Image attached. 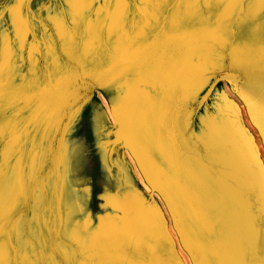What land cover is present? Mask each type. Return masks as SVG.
Listing matches in <instances>:
<instances>
[{
	"label": "rangeland",
	"instance_id": "obj_1",
	"mask_svg": "<svg viewBox=\"0 0 264 264\" xmlns=\"http://www.w3.org/2000/svg\"><path fill=\"white\" fill-rule=\"evenodd\" d=\"M223 7H205L203 23ZM116 8L0 0L5 264H49L33 254L54 251L126 264L129 246L137 264H264L250 214L264 194L259 40L216 64L200 23L143 36ZM258 23L233 19L237 32ZM161 58L176 68L167 86L143 73Z\"/></svg>",
	"mask_w": 264,
	"mask_h": 264
},
{
	"label": "snow or ice",
	"instance_id": "obj_2",
	"mask_svg": "<svg viewBox=\"0 0 264 264\" xmlns=\"http://www.w3.org/2000/svg\"><path fill=\"white\" fill-rule=\"evenodd\" d=\"M214 0H136V13L132 16L130 0H115L117 8L116 16L121 27L126 28L129 18L132 17L133 27H138L139 34L148 36L155 34L157 38L165 34L169 24L172 28L180 30L186 25L200 23V31L209 34L207 44L211 50L213 62L218 64L223 58L222 53L232 46V55L235 58L237 47L247 45L249 41L259 40L261 49L264 50V0H219L224 5L216 14L215 21L207 17L208 23H203L205 7H210ZM247 4V9L244 5ZM205 5V7H201ZM2 15V12H0ZM245 23L249 19L259 23L251 32H237L233 27V19ZM15 32V27H13ZM5 33L0 29V46L3 45ZM239 42V44H237ZM11 60V57H10ZM2 61V54H0ZM175 66L161 58L158 62L149 65L143 73L158 86H167L172 83L175 75ZM0 76H2V64H0ZM0 96H2V84H0ZM251 108V104L249 105ZM255 118V114H253ZM264 135V126H261ZM250 214L253 220L254 244L264 249V194H253L250 198ZM19 234H23V220L18 223ZM78 235V234H75ZM3 216L2 200H0V264H5L7 258L3 243ZM140 250L137 247L125 248L118 259L126 261V264H137ZM46 258L49 264H83L84 256L80 252L71 255H59L55 251L45 256L33 254L32 259ZM28 259V257H25Z\"/></svg>",
	"mask_w": 264,
	"mask_h": 264
},
{
	"label": "crops",
	"instance_id": "obj_3",
	"mask_svg": "<svg viewBox=\"0 0 264 264\" xmlns=\"http://www.w3.org/2000/svg\"><path fill=\"white\" fill-rule=\"evenodd\" d=\"M220 79V77H219ZM221 79H226V77L224 76V74L221 75Z\"/></svg>",
	"mask_w": 264,
	"mask_h": 264
},
{
	"label": "bare ground",
	"instance_id": "obj_4",
	"mask_svg": "<svg viewBox=\"0 0 264 264\" xmlns=\"http://www.w3.org/2000/svg\"><path fill=\"white\" fill-rule=\"evenodd\" d=\"M103 178V177H102ZM103 180H104V178H103ZM97 182V181H96ZM100 182H101V180H100ZM99 183V182H98ZM100 184V183H99ZM141 201V200H140ZM133 209V208H132ZM133 211V210H132ZM131 211V212H132ZM112 213H114V212H112ZM129 213V212H128ZM121 214V213H120ZM130 214V213H129ZM122 215V214H121ZM105 218V217H104ZM128 218V217H127Z\"/></svg>",
	"mask_w": 264,
	"mask_h": 264
}]
</instances>
